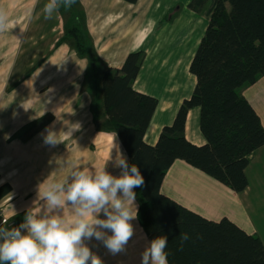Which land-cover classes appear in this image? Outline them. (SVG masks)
<instances>
[{"label":"crops","instance_id":"obj_1","mask_svg":"<svg viewBox=\"0 0 264 264\" xmlns=\"http://www.w3.org/2000/svg\"><path fill=\"white\" fill-rule=\"evenodd\" d=\"M189 1L136 0L130 3L125 0H77L90 38V51L97 57L96 65L100 71L106 67L119 68L132 51L144 52L133 88L157 99L143 137L149 145L156 143L164 125L172 123L179 105L190 96L195 84L189 65L207 17L202 12L191 10ZM45 2L0 0V7L7 10L11 22L10 29L0 33L1 43L8 42L9 32L16 36L20 34L9 65L2 58L6 47H0V186L7 183L11 187L10 192L0 198V207L13 194L14 185H19L16 171L19 162L15 160L16 172L9 170L8 162L3 159L8 154V145L1 142L3 139L5 142L11 140L14 146L18 143L26 145L24 153L27 150L33 155H38L34 151H39L42 143L47 163L52 167L57 161L56 145L40 140V135H47L48 129L64 137L59 144H66L71 139L70 135H79V150L87 151L88 145L96 139L97 144L106 147L108 154L113 151L112 160L107 164L113 175L120 172L112 165L116 153L127 158L112 133L97 131L93 126L91 96L85 89L89 60L86 56H79L67 40H61L64 34L61 13L54 20L43 19ZM26 43V49L20 51V45ZM241 94L251 104L264 128V76L243 87ZM98 116L102 121L100 110ZM55 118L63 119V130L56 129L60 126H55ZM40 119L47 121L39 125ZM94 124L97 127V121ZM93 130L97 133L94 137ZM184 134L193 144L205 143L199 128L198 107L187 112ZM102 160L99 159L97 164L103 165L107 158ZM14 173L17 178L12 180ZM31 174L39 177L33 171ZM245 174L247 186L237 193L185 161L176 159L163 177L160 192L208 220L229 219L246 233L258 236L264 245V145L249 156ZM31 193L35 202L31 207L35 209L39 198L34 191ZM25 204L22 203L20 209L13 213L25 214L29 210V205ZM136 204L138 206L137 200ZM100 218L105 217L101 214ZM132 224L134 235L125 252L113 255L99 241H86L102 264H141V253L150 240L137 219Z\"/></svg>","mask_w":264,"mask_h":264},{"label":"trees","instance_id":"obj_2","mask_svg":"<svg viewBox=\"0 0 264 264\" xmlns=\"http://www.w3.org/2000/svg\"><path fill=\"white\" fill-rule=\"evenodd\" d=\"M188 7L207 17L189 65L195 84L153 145L143 137L157 99L133 88L143 50L128 53L119 68L100 71L89 50L82 12L74 14L73 6L61 40L89 60L85 82L103 117L99 128L112 133L128 163L139 167L145 183L134 189L137 222L150 241L167 237L169 264H264V245L258 236L227 218L208 220L160 192L167 169L180 159L240 193L247 186L249 156L264 145L260 118L241 94L243 87L264 76V0H190ZM65 11L61 8L60 13ZM193 107L199 108L205 138L201 145L184 134L187 112ZM10 190L9 184H2L0 198ZM181 232L190 239L178 250Z\"/></svg>","mask_w":264,"mask_h":264},{"label":"clouds","instance_id":"obj_3","mask_svg":"<svg viewBox=\"0 0 264 264\" xmlns=\"http://www.w3.org/2000/svg\"><path fill=\"white\" fill-rule=\"evenodd\" d=\"M76 2L46 0L43 19H56L61 8L69 10ZM10 27L8 12L0 7V33ZM46 131L45 144L61 142L56 132ZM109 160L112 157L99 167L73 163L63 179H46L38 187L43 204L27 210L18 226L0 221V264H102L86 243L93 239L113 255L125 252L138 216L134 189L145 182L139 167L122 153L112 161L120 169L118 175L107 170ZM189 239L181 232L178 250ZM167 247L166 236L153 238L141 253V264H169Z\"/></svg>","mask_w":264,"mask_h":264},{"label":"rangeland","instance_id":"obj_4","mask_svg":"<svg viewBox=\"0 0 264 264\" xmlns=\"http://www.w3.org/2000/svg\"><path fill=\"white\" fill-rule=\"evenodd\" d=\"M72 10H73L74 14H78L79 11H81L82 9L78 4L77 5L75 4V5H73ZM70 14H71L70 11L66 10L65 13H63V20H67L70 17ZM205 27H206V24H205ZM85 31H86V29H85ZM19 35L20 34H18L17 36H19ZM17 36L15 35V33L10 34V32H9L8 38H7L8 42L6 44H2L0 41V47H6V50H7L3 54V57H2V55H0V57L4 58V63H7L8 65L12 61V59L14 57L13 53L16 51V49L18 47L17 45H18V41L20 38ZM27 44L28 43L20 45L21 46L20 51L23 49H26ZM89 50H90V48H89ZM85 89H87L86 88V82H85ZM9 94H11V93H9ZM90 96H91V101H90L91 107L90 108H91V112L93 115V117H92L93 123L92 124H93V126H95V129L98 131V130H100L99 125L101 123L100 117L98 116L99 105H98V102H96L97 100L91 94H90ZM46 121L47 120H45V119H40L39 125L40 124L42 125V123L43 122L45 123ZM53 121H55L56 127L60 126L59 128H56L57 130H59V131L63 130L61 127L64 126L65 122L63 121L62 118H60V120H59V118H55ZM67 121L68 120H66V122ZM96 121H97V127L94 124V123H96ZM58 122H59V124H56ZM95 131L93 130V133L91 132L93 137L97 134ZM57 134L59 135L60 140L62 138H64V137H62V135L59 134V132ZM40 136H41L40 140H44L45 135H40ZM27 137L29 138L30 135H28ZM70 137H71V139L70 140L67 139L68 142L66 144H64V145L59 144V143L56 144L55 159L57 161H56V165L53 167L50 166V164H48L49 163L47 161L48 157H47V154H45V151L43 150V146L41 145L42 143L39 146V151L38 150L34 151L35 153H38V155L37 154L33 155V154H29V152L27 150H25L26 153H24L23 150H24L26 145L22 146V144L19 145V143H18L17 145L14 146L12 144H15V143L14 142L10 143L11 140L9 142H5L4 139L1 141V142H4L3 144L8 145V154L5 155V157L3 158L4 162H8L9 170H12L13 172L18 171L17 173L19 174L18 178H17L15 173L12 176V180H15L17 178L19 185L18 186L14 185L13 194L10 195L9 198H7V201L5 200L3 205H1V207H0V214H1L0 220L3 217H5L7 219L9 227L18 226L19 223L22 222L25 214H18V213L15 214L13 212L18 211L20 209L22 203H27L25 205H29V207H28L29 209L32 208L31 204H34L35 202H34L33 198L31 197V195H32L31 191H34L36 194H38V187L40 185H42L46 179H49V178L50 179L55 178V180L63 179V177L67 175V173L70 170L71 165L73 163L79 164L80 166H83V167H87V166L99 167V166H101V165L97 164L99 159L101 160V162L103 161L102 160L103 158L104 159L107 158V160H108L111 157V155L113 154V151L109 152L110 154H108L106 147L100 146L99 144H97L96 139L94 140L92 145H90V144L88 145L87 151L79 150L78 146L80 145V143H79L80 136L77 135V137H76L75 135H70ZM74 138H75V140H74ZM62 141H63V139H62ZM69 141L71 142V145H69ZM70 146H72V148H70ZM75 148H77V149H75ZM116 156H117V153H116ZM6 159H7V161H6ZM15 160H17L19 162V167L17 168L16 171H15V166H16ZM109 163H110V161H108V164ZM110 169H111V167H109L107 165V170L109 171ZM32 171L35 172L36 174H38L39 177L36 178L34 176V174H33L34 177H32V174H31ZM29 196L31 197L30 199H29ZM7 203L10 204L9 207L7 206ZM39 204H43V201L38 200V205L36 203L35 208H38Z\"/></svg>","mask_w":264,"mask_h":264},{"label":"built area","instance_id":"obj_5","mask_svg":"<svg viewBox=\"0 0 264 264\" xmlns=\"http://www.w3.org/2000/svg\"><path fill=\"white\" fill-rule=\"evenodd\" d=\"M0 221H7V219L5 217H3Z\"/></svg>","mask_w":264,"mask_h":264}]
</instances>
